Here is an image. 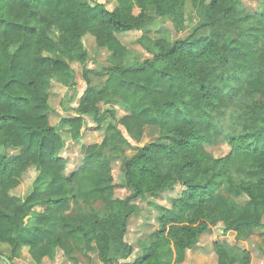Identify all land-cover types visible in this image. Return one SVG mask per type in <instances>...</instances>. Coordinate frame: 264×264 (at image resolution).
I'll return each mask as SVG.
<instances>
[{
    "label": "trees",
    "instance_id": "trees-1",
    "mask_svg": "<svg viewBox=\"0 0 264 264\" xmlns=\"http://www.w3.org/2000/svg\"><path fill=\"white\" fill-rule=\"evenodd\" d=\"M58 1L66 6L78 1L79 9L97 10V20L69 31L62 12L46 7ZM120 2L115 0L113 8L94 0L0 3V55L15 59L23 78L0 82V247L8 250L0 258L12 264L25 248L38 264L39 249L52 253L58 245L74 255L67 246L77 244L79 251H94L101 264H120L132 256L128 264H183L201 237L221 226L223 239L212 243L214 264H249V252L224 238L239 242L263 227L264 101L255 96L264 97V8L242 15V0H135L139 13L128 19ZM190 22L191 32L175 37ZM130 31L139 32V40L157 52L142 62L84 69L81 96L60 103L63 108L74 105L75 115L51 125L50 88L45 85L51 77L71 74L68 62L54 53L84 64L90 59L86 36L101 50ZM90 73L105 78L103 88L91 84ZM106 93L117 96L129 114L118 118L112 106L99 114L92 98ZM147 109L159 114L168 143L145 140L152 123ZM85 115L93 116L91 124L102 139L83 147L80 164L68 173L66 137L73 144L81 140ZM32 121H37L39 135L34 147L22 134ZM119 127L141 146L123 159L122 179L115 184L111 160L122 151L107 144V135L120 134ZM218 144L228 146L225 156L208 151ZM30 169L36 175L29 190L15 196ZM41 177H57L47 184L61 195L47 197ZM176 186L181 190L169 208L154 204L157 230L134 248L126 235L135 206ZM223 186L246 196L232 215L209 202ZM115 187L130 193L112 199L108 191ZM70 200L85 205L101 201L104 209L92 210L87 224L75 223L62 210ZM61 236L72 243L62 242ZM36 242L45 244L38 248ZM260 254L264 264V251ZM67 257L79 264L76 257Z\"/></svg>",
    "mask_w": 264,
    "mask_h": 264
},
{
    "label": "rangeland",
    "instance_id": "rangeland-1",
    "mask_svg": "<svg viewBox=\"0 0 264 264\" xmlns=\"http://www.w3.org/2000/svg\"><path fill=\"white\" fill-rule=\"evenodd\" d=\"M81 1V0H80ZM99 3H104L107 7L113 8L115 0H94ZM135 0H121L120 7L124 17L132 19L139 13V8L136 5ZM2 0H0V3ZM78 1L74 2L71 6L62 4L61 1L49 3L46 7H56L64 15L67 28L71 31L75 24H86L89 21L97 20V10L79 9L77 6ZM264 8V0H242L241 13L242 15H255L260 13ZM195 21V19H194ZM193 23H189L188 28L175 37L183 38L191 32ZM171 29V26L167 25ZM140 33L130 31L127 33L117 35V41L109 47L97 50L94 46L92 38L86 36L84 38V45L89 52L90 59L80 64L78 61L69 59L66 55H60L54 53V56L62 58L65 62H68L71 74L68 77L54 76L47 80L46 88H50V106L52 111L49 113L48 118L51 125H57L59 120L63 117H69L75 115L73 108L74 105H70L67 108L60 106L62 100H69L70 98L80 97L83 93L86 82L84 81L83 70L99 71L105 67H119L131 62H142L152 57L157 52L151 44L147 41L141 42L139 40ZM18 62L9 55H0V82H4L9 78L17 77L23 79L18 67ZM91 84L97 89H101L104 86L105 78H99L93 74L88 76ZM73 81L76 83L74 84ZM256 100L264 101V97L255 96ZM93 105L99 110V114L112 106L115 110L118 118L129 114L128 107L123 105L117 96L106 93L101 96L92 98ZM147 116L151 119L152 123L146 128L145 140L161 141L165 140V127L160 121L159 114L155 113L151 109H147ZM84 127L81 140L78 143L70 142L66 137V150L65 156L68 160V173L74 170L81 162L83 147L91 143H99L102 139V133L99 130L94 129L91 123H93L92 115H85ZM37 121H32L27 124V127L22 131L23 137L27 144L34 147L38 142L39 135L36 127ZM120 134L109 133L107 135V144L110 146H120L121 154H116L112 157L111 165L113 167V175L115 184L121 182V164L124 158L132 156L136 151L135 146H141L137 143L134 137L128 134L122 127H119ZM168 143L167 140H165ZM215 157L225 156L229 151L228 146L225 144H218L214 147L207 148ZM36 172L34 169H30L23 177V182L19 187L13 191V194L17 197H23L29 190ZM58 181L57 177H44L40 178L39 182H44L48 189L45 191L47 197L59 196L57 193L54 181ZM50 181L53 184H47ZM55 181V182H56ZM47 184V185H46ZM56 188V189H55ZM181 187L176 186L173 190L163 191L155 197L147 196L141 200L134 208V215L129 220L128 231L126 240L134 248L137 241L144 239L149 233L157 230V216L159 215L154 208V204L169 208L171 206V199L177 198ZM109 197L112 199H122L130 193L127 188L115 187L110 188ZM71 199V198H70ZM72 200V199H71ZM66 202V206L62 207V210L67 219L72 222H81L87 224L89 214L92 210L103 211L104 203L101 201L85 205L82 202ZM210 204L223 211L224 213L232 215L239 208L246 203V196L242 193H234L227 186L221 187L216 194L209 200ZM60 208V207H58ZM60 210V209H59ZM263 227L260 229L252 230L249 235L242 238L239 242H232V239L224 238L228 243L236 246L242 250H246L250 254L249 264H262L263 258L261 251L264 250V217L262 219ZM55 224V223H54ZM41 234V233H40ZM223 239L221 233V226H217L211 232L201 237L199 244L193 250L183 264H214V257L212 251V243L215 240ZM43 241V240H42ZM74 241V240H73ZM79 243L78 241H74ZM77 244H70L67 249L72 250V253L66 251L62 252L58 245L54 246V251L50 253L49 258L53 260L43 259L42 264H73L72 260L66 256L71 255L76 257L79 264H101L97 258L96 253H90L89 250H77ZM0 252L8 254V250L0 247ZM68 254V255H67ZM89 254V255H88ZM66 255V256H65ZM20 261H14V264H33L27 253L22 254ZM45 256V255H44ZM88 258V259H87ZM134 256L130 257L128 261L121 262L120 264H128L133 261ZM0 262H2L0 260ZM3 264V263H1ZM13 264V263H12ZM242 264V263H238Z\"/></svg>",
    "mask_w": 264,
    "mask_h": 264
},
{
    "label": "crops",
    "instance_id": "crops-1",
    "mask_svg": "<svg viewBox=\"0 0 264 264\" xmlns=\"http://www.w3.org/2000/svg\"><path fill=\"white\" fill-rule=\"evenodd\" d=\"M260 229V228H259ZM35 239L37 240V237L36 238H32V240H29V241H33L34 240V242H35ZM61 239H62V242H64V241H67V242H69V243H72V242H70L69 240H66L63 236H61ZM24 240H26V241H28V239H27V235L25 234V236H24ZM36 246H38V248H39V245H42V244H45V242H40V243H37L36 242ZM4 249H7V247L6 246H4L3 247ZM58 249H60L62 252H64V248L62 247V246H59V248ZM264 251V250H263ZM25 253H27V251H26V249L24 248L23 249V251H22V253H21V256L18 258V257H16V258H14L13 259V261H12V263L14 264L15 262L14 261H20V259L23 257L22 256V254L24 255ZM90 253H95L94 251H91ZM45 255V256H44ZM49 255H50V252H49V250L48 249H46V248H42V250H38V264H42V262H43V259H47V260H53V259H50L49 258ZM89 255V254H88ZM66 256V255H65ZM67 257V256H66ZM0 260L2 261V262H0V264L1 263H3V264H6V262L4 261V260H2L1 258H0Z\"/></svg>",
    "mask_w": 264,
    "mask_h": 264
},
{
    "label": "water",
    "instance_id": "water-1",
    "mask_svg": "<svg viewBox=\"0 0 264 264\" xmlns=\"http://www.w3.org/2000/svg\"><path fill=\"white\" fill-rule=\"evenodd\" d=\"M2 260H4L7 264H10L5 258H1Z\"/></svg>",
    "mask_w": 264,
    "mask_h": 264
}]
</instances>
